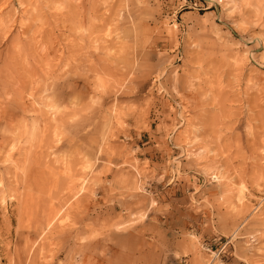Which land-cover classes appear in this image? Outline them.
I'll return each mask as SVG.
<instances>
[{"label":"rangeland","instance_id":"obj_1","mask_svg":"<svg viewBox=\"0 0 264 264\" xmlns=\"http://www.w3.org/2000/svg\"><path fill=\"white\" fill-rule=\"evenodd\" d=\"M0 264H264V0H0Z\"/></svg>","mask_w":264,"mask_h":264},{"label":"bare ground","instance_id":"obj_2","mask_svg":"<svg viewBox=\"0 0 264 264\" xmlns=\"http://www.w3.org/2000/svg\"><path fill=\"white\" fill-rule=\"evenodd\" d=\"M217 178H219V177L217 176Z\"/></svg>","mask_w":264,"mask_h":264}]
</instances>
